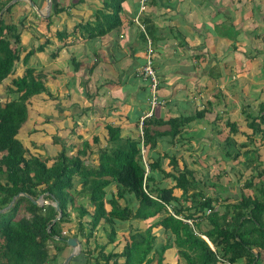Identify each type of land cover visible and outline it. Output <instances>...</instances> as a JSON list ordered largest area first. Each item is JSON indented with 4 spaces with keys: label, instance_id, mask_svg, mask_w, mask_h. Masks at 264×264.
<instances>
[{
    "label": "trees",
    "instance_id": "obj_1",
    "mask_svg": "<svg viewBox=\"0 0 264 264\" xmlns=\"http://www.w3.org/2000/svg\"><path fill=\"white\" fill-rule=\"evenodd\" d=\"M9 1L0 0V10ZM124 1L104 0L103 8L94 11V20L75 24L74 32L85 30V37L90 38L119 27ZM13 6L10 4L0 18V87L8 77L16 74L5 85L9 95L0 98V208L7 206L18 193H26L29 197L17 196L11 207L0 213V264H59L62 254L71 249L66 239L72 234L63 233L62 229L71 222V210L78 215L74 235L80 240L82 248L78 256L84 264H90L92 259L94 264H167L165 252L172 247L179 252L183 264H261L264 166L255 141L264 146V102L259 103L256 111L242 104L244 116L241 120H224L214 111L211 97L204 99L190 115L172 116L163 121L143 119L142 136L148 149L149 165L144 184L140 133L123 134L118 125L107 123L100 134L93 132L90 138H81L77 149L63 136L57 153L43 157L32 154L19 133L30 116L29 108L37 112L31 98L47 94V80L44 71L28 63L35 49L21 54L17 46L21 42L19 26L24 28L26 17L22 16L18 22L8 20ZM60 10L61 7H56L54 12ZM50 17L51 14L47 19ZM141 23L147 49V37L153 46L154 27L149 19H143ZM56 34L62 38L71 33L57 31ZM47 42L38 44L36 50H43ZM20 58L26 66L22 74L17 75ZM212 70L209 72L211 81H221L223 74ZM145 89L148 90V85ZM213 96L218 97V93ZM206 116L211 118L213 128L223 121L227 129L224 132L219 128L223 138L221 158L231 161L241 157L242 165L250 170L239 185L237 195L207 194L203 188L209 184V177L199 172L202 163L198 164L201 167L190 168L177 150L155 151L157 141L162 137H169L172 145L180 142L183 149L189 139L183 137L187 133L185 127ZM152 125L163 129H153ZM236 135L245 136L246 141L238 143L234 139ZM52 139L57 143L61 137ZM72 150L75 153H70ZM159 175L170 182L163 185L157 178ZM222 175L217 171L213 178L219 181ZM230 180L231 177H226L219 183L222 191L228 190L225 184ZM111 183L116 184V191L108 196L106 189ZM128 195L135 198L136 207L131 206ZM40 196L41 204L32 201ZM79 199H86L87 205ZM54 202H58L61 209V216L56 221L53 220L58 210ZM128 219L148 223L143 230H134L127 235L124 232L122 247L115 249L121 241L116 238L115 221ZM203 221L206 228H202ZM100 227L108 230L107 241L102 245L94 241L95 231ZM155 227L165 234L164 242L158 247L155 246ZM108 244L113 247L106 252ZM175 264H181V261Z\"/></svg>",
    "mask_w": 264,
    "mask_h": 264
},
{
    "label": "crops",
    "instance_id": "obj_2",
    "mask_svg": "<svg viewBox=\"0 0 264 264\" xmlns=\"http://www.w3.org/2000/svg\"><path fill=\"white\" fill-rule=\"evenodd\" d=\"M31 1L33 6L27 0L13 2L7 15L11 22L26 17L24 28H19L26 34L27 42L21 41L17 46L23 54L29 49L36 50L38 44L48 40L44 49L34 50L30 58L43 51L52 58L45 56V59L31 60L29 64L35 67L47 62L44 65L47 68L39 70L45 72L50 91L54 84L61 89L68 87L72 92L76 86L85 88L83 93L88 97V106L76 107L74 112L79 115L88 112L94 128H101V131H93L95 133L100 134L109 123L120 126L123 134H136L142 118L163 121L172 116L190 115L210 97L214 111L224 120L242 119V104L256 111L259 103L264 102V0H147L140 13L139 0H125L120 12V26L90 38L85 37V30L79 29L62 38L56 33L71 32L75 24L93 21L94 11L103 8L104 0H51L50 19H47L49 15L40 16L46 8V0ZM56 7L62 10L54 12ZM138 13L140 21L149 19L154 27L153 65L158 78V102L153 109L145 89L146 81L139 74L146 57V43L134 20ZM43 26L49 30L40 39ZM67 53L71 59L63 70ZM61 60L65 61L62 66ZM212 69L223 74L221 81H211L209 72ZM68 71L72 81L64 82L62 75ZM62 92L69 98L66 89ZM215 93L218 97L213 96ZM71 101L66 102L70 105ZM45 107L44 116L47 117L50 108L46 104ZM67 114L69 112L59 107L57 115ZM210 119L206 116L193 120L185 127L187 133L183 137L189 139L183 149L180 142L172 145L169 137H162L158 139L155 151H187L189 145H193L191 150L197 148L195 153L208 152L215 140V152L221 157L223 138L219 128L224 132L227 129L223 121L213 128ZM153 129L163 128L154 125ZM240 137L246 141L245 136ZM259 154L264 166V147L259 149ZM240 159L226 163L232 167L235 163L241 164ZM185 161L190 168L201 167L192 160L185 158ZM228 190L220 193L235 195ZM69 253L62 254V258ZM61 261L60 257L59 263ZM78 262L84 264L79 256L69 264Z\"/></svg>",
    "mask_w": 264,
    "mask_h": 264
},
{
    "label": "rangeland",
    "instance_id": "obj_3",
    "mask_svg": "<svg viewBox=\"0 0 264 264\" xmlns=\"http://www.w3.org/2000/svg\"><path fill=\"white\" fill-rule=\"evenodd\" d=\"M37 18L41 19V17H37ZM42 29L44 31L42 32V30H41V32L39 33L40 39L43 37V34L49 30L47 27H44V26L42 27ZM72 32H73V29L70 33H72ZM25 35L26 34L21 33L20 41L27 42L25 40ZM45 56H47V58L51 57L48 55V53L46 51L38 52L34 57H32V59L30 58V60H28V63L31 64L35 60L40 61L42 59H45L44 58ZM70 59H71V55L67 53L66 54V63L63 60L60 61L61 66L64 65V63H65L63 70H65L67 68V65H68V62H70ZM31 60H32V62H30ZM42 64H43L42 66H35L36 69L39 70V69H46L47 68L46 66H44L47 64V62L46 63L43 62ZM18 65H19V67H18L19 70L17 71V75L22 74V72L26 66V65H23L21 58H20V61L17 62V66ZM40 67H42V68H40ZM15 75L8 77L6 79V81L4 82V84L0 87V98H4V97L9 95V93L7 92V90L5 88V85L10 83L11 77H13ZM67 80L72 81L70 79V71L65 72L62 75V81L67 82ZM49 82H50V80H49ZM53 86H54V88L51 91L46 86L47 94L50 92V95L43 93L40 96L34 95V97L31 98L33 100L32 105L36 108L35 110L37 112H32V111H30V108H29L28 114H30V116H28L27 122L23 125V127L21 128L20 133H19L20 139L27 145L30 152L32 154H35V155H38L41 157H43L45 155H53V154L57 153L61 149V144L64 140L63 136H66V138L69 140V142H67L68 144L70 143V144H73V146L75 145L74 147L77 149L80 147V143H81L82 139L90 138L93 131H96V130L101 131V128H97V129L94 128V126H93L94 124L92 125L91 117H90V114L88 112H86L82 115H79L78 113L74 112L76 107L83 109L84 107L88 106V104L86 102L88 100L87 99L88 97L85 96V93H83L85 91L84 87L80 88L79 86H76V87H74L73 92H72V91H70L72 89H70L68 87H63L61 89L59 87V85L54 84ZM63 89L67 90V92L70 95L69 98L66 97L65 94H63V92H62ZM56 90H57V92H56ZM68 99L72 100L71 101L72 103L70 105L66 102ZM45 104H46V106H48L50 108V112L48 114H46L47 117L44 116V113L46 111L45 110L46 109ZM59 107L63 108V110H65L66 112H69V114L57 115L59 113ZM48 118H53V120H50V119L47 120ZM84 125H86V128H84ZM73 129H75L74 132L72 131ZM85 129L88 131H84ZM55 136L61 137V140L57 143L53 142V139H52ZM236 140L238 143H240V141L245 142V140H243L241 137H236ZM205 142H207V141H205ZM212 143L213 144L211 145L210 149H208L209 150L208 152L198 151L197 153H195L194 151L197 148H195V150H191V149H194L193 145H189V150L187 149V151H179L178 155L179 156L182 155V157H185L187 160L188 159L190 161L192 160L191 162H193V163L194 162L196 164L202 163L201 164L202 167L199 168V172L203 173L204 176L206 175V177L207 176L209 177L207 179L209 184H206V186H204V188H203L207 194H209V193H220L222 191V189H221L219 183L225 182V180H223V182H222V178L225 179L226 177H231V181L227 182V184H225V185L229 188L228 191H230V193L237 195L239 185H241L243 180L248 177V175L250 174V170L246 169L244 167V165H242L243 164L242 161H241V164H239V165L235 163L234 166H232V167H230L231 164H229L230 166H228V164L226 163V160L222 159L218 155V152H215L216 147H217L216 141L214 140ZM257 146H258L257 147L258 152H259V149L264 147L261 145H257ZM70 153H75V151L72 150ZM204 155H205V157H204ZM223 170L225 172H223ZM217 171L222 172V174H223L221 176V178L219 179L220 182L217 179L215 180L213 178V177H215L214 173ZM200 176H201V178L203 177L202 175H200ZM200 176H198V177L200 178ZM233 176H234V178H233ZM232 179H233V181H232ZM158 180L160 182H162L163 185L165 183L170 182L169 179H168L169 181L167 179L164 180L162 178H158ZM203 180L206 181V179H204V178H203ZM232 182H234V185ZM231 183H232V185H231ZM106 191H107L108 196H109V194H111V192H115L116 191V184L111 183V185L107 187ZM127 198L129 201H131V204H132L131 206L133 208L136 207L137 202H136L135 198L132 195H128ZM79 200L83 201L84 205H87L86 199L85 200L79 199ZM70 217H71V222L67 225H64L62 229H63V233H66V234L71 233L72 234L71 236H73L75 234L76 227H77L76 222L78 220V215L75 211L71 210L70 211ZM130 219H128V221H124V222L115 221V229L118 232L116 238L121 239V241L119 242V244L117 245V247L115 249H120L122 247V244L124 243V241L122 239V235H124V232H125V235H127L129 233L134 232V230H143L148 223V222H145L142 220H134V219L130 220ZM206 227H207V224L205 221H203L202 228H206ZM153 231L157 236L155 246L158 247L161 243L164 242L163 239L165 237L164 236L165 234L158 227L153 228ZM107 232H108V230L107 229L105 230V228H103V227H100L99 229H97L95 231V240L94 241H96L98 244L102 245L105 241H107V237H108ZM94 241L92 240V242H91L92 248L95 245ZM112 247H113V244H108L105 247V251L106 252L110 251ZM179 257H180L179 252L177 251V249L175 247L168 248L165 252V258H166L165 260H166L167 264H175L176 261H181V264H183V261L180 260L181 258H179ZM154 258L156 259V254H155ZM262 258L263 259H262L261 264H264V252L262 253ZM61 260H62V258H61ZM90 264H94L93 259L91 260ZM99 264H105V263H99ZM153 264H156V263L153 262Z\"/></svg>",
    "mask_w": 264,
    "mask_h": 264
},
{
    "label": "built area",
    "instance_id": "obj_4",
    "mask_svg": "<svg viewBox=\"0 0 264 264\" xmlns=\"http://www.w3.org/2000/svg\"><path fill=\"white\" fill-rule=\"evenodd\" d=\"M147 0H139V13L142 12L145 9V4H146ZM139 13L135 16V22L138 24V26L140 27V29L142 31H144V27L143 24L140 21V15ZM153 46L151 44L150 39L147 37V49H146V59L144 64L142 65L139 74L142 76V78L146 81L147 85H148V95L150 98V102H151V109H153V107H155V105L157 104V97H156V90L158 87V78H157V74L153 65ZM151 113V111L149 112V114ZM143 118L141 119V121L139 122V133L141 136V141H140V151H141V155H142V162L144 164V169H145V175H144V179H143V184L145 183V176L147 175L148 171H149V165H148V149L147 146L144 144V140H143V136H142V123ZM190 221V220H188Z\"/></svg>",
    "mask_w": 264,
    "mask_h": 264
},
{
    "label": "water",
    "instance_id": "obj_5",
    "mask_svg": "<svg viewBox=\"0 0 264 264\" xmlns=\"http://www.w3.org/2000/svg\"><path fill=\"white\" fill-rule=\"evenodd\" d=\"M17 0H11L10 2H8L1 10H0V18L2 15V12L13 2H15ZM32 6H33V2L31 0H27ZM52 7V2L51 0H46V8L44 10V13L40 14V16L42 17H47L50 13ZM19 195H26L29 197V195H27L26 193H18L17 195H15L11 201L8 203L7 206L0 208V213L6 211L7 209H9L11 207V205L13 204L15 198ZM32 201L34 203H38L41 204L42 203V196H40L38 199H32ZM57 210H58V215L54 218L53 221H56L57 219H59V217L61 216V209L59 208V204L58 202H54ZM203 237L208 241L209 245L212 247V244L209 242L208 238L206 236L203 235ZM66 242L68 244V246H70V253L68 255L65 256V258L62 260V262L60 264H68L69 262H71L76 256H78L80 254L81 251V243L80 240L75 237V236H70L69 238L66 239Z\"/></svg>",
    "mask_w": 264,
    "mask_h": 264
},
{
    "label": "clouds",
    "instance_id": "obj_6",
    "mask_svg": "<svg viewBox=\"0 0 264 264\" xmlns=\"http://www.w3.org/2000/svg\"><path fill=\"white\" fill-rule=\"evenodd\" d=\"M63 259H64V258H63ZM63 259H62V260H63ZM73 260H74V259H73ZM73 260H72V261H73ZM61 262H62V261H61ZM61 262H60V263H61ZM60 263H59V264H60ZM82 264H83V263H82Z\"/></svg>",
    "mask_w": 264,
    "mask_h": 264
},
{
    "label": "flooded vegetation",
    "instance_id": "obj_7",
    "mask_svg": "<svg viewBox=\"0 0 264 264\" xmlns=\"http://www.w3.org/2000/svg\"><path fill=\"white\" fill-rule=\"evenodd\" d=\"M78 264H79V262H78ZM81 264V263H80Z\"/></svg>",
    "mask_w": 264,
    "mask_h": 264
}]
</instances>
